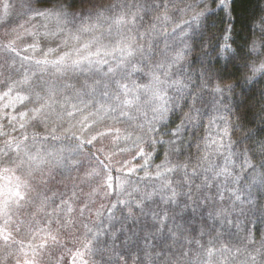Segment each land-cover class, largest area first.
I'll list each match as a JSON object with an SVG mask.
<instances>
[{
    "label": "clouds",
    "instance_id": "1",
    "mask_svg": "<svg viewBox=\"0 0 264 264\" xmlns=\"http://www.w3.org/2000/svg\"><path fill=\"white\" fill-rule=\"evenodd\" d=\"M0 264H264V0H0Z\"/></svg>",
    "mask_w": 264,
    "mask_h": 264
}]
</instances>
